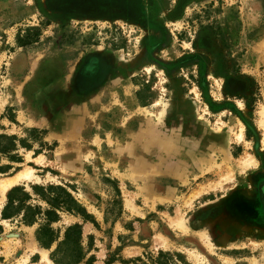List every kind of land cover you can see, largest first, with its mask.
Returning a JSON list of instances; mask_svg holds the SVG:
<instances>
[{
    "label": "rangeland",
    "instance_id": "374dc122",
    "mask_svg": "<svg viewBox=\"0 0 264 264\" xmlns=\"http://www.w3.org/2000/svg\"><path fill=\"white\" fill-rule=\"evenodd\" d=\"M0 135V264H264V0H0ZM49 184L96 223L44 248L2 210Z\"/></svg>",
    "mask_w": 264,
    "mask_h": 264
},
{
    "label": "trees",
    "instance_id": "16d2710c",
    "mask_svg": "<svg viewBox=\"0 0 264 264\" xmlns=\"http://www.w3.org/2000/svg\"><path fill=\"white\" fill-rule=\"evenodd\" d=\"M30 131L37 133L39 130L32 128ZM26 143L25 140L17 139L15 136L0 135V173L5 172L7 168L2 164V159L4 157L11 160L19 159L15 152L20 145L30 148V145ZM33 191L37 199L45 202L46 206L32 203V194L26 192L24 187H14L8 193L2 217L7 219L22 215L23 221L28 224L39 222L36 239L42 247L51 248L59 240V231L52 227V223L60 219V212L81 216L85 221L96 223L86 207L67 188L55 184L36 185L33 186ZM86 255L82 245V227L79 223L67 227L63 240L51 252V258L55 264H79L85 260ZM160 255L165 254L161 252ZM93 260V257H89L86 264H92Z\"/></svg>",
    "mask_w": 264,
    "mask_h": 264
},
{
    "label": "flooded vegetation",
    "instance_id": "af4514ba",
    "mask_svg": "<svg viewBox=\"0 0 264 264\" xmlns=\"http://www.w3.org/2000/svg\"><path fill=\"white\" fill-rule=\"evenodd\" d=\"M257 198L261 203L263 202L264 204V182L261 184L259 195ZM258 212L260 213L262 220H264V206L263 207L260 206Z\"/></svg>",
    "mask_w": 264,
    "mask_h": 264
},
{
    "label": "bare ground",
    "instance_id": "6f19581e",
    "mask_svg": "<svg viewBox=\"0 0 264 264\" xmlns=\"http://www.w3.org/2000/svg\"><path fill=\"white\" fill-rule=\"evenodd\" d=\"M50 264H53L51 260H50Z\"/></svg>",
    "mask_w": 264,
    "mask_h": 264
}]
</instances>
